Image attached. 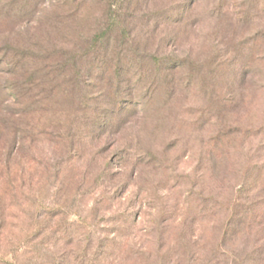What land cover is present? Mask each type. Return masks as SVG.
I'll use <instances>...</instances> for the list:
<instances>
[{
    "label": "rangeland",
    "instance_id": "rangeland-1",
    "mask_svg": "<svg viewBox=\"0 0 264 264\" xmlns=\"http://www.w3.org/2000/svg\"><path fill=\"white\" fill-rule=\"evenodd\" d=\"M58 1L8 0L0 53L20 48L31 55L25 67L43 74L47 48L73 50L103 24L107 0L79 4L76 21ZM134 11L132 38L157 76L151 109L131 94L115 117L120 128L77 135L67 162L44 143L10 136L4 122L14 106H0V264H76L82 249L96 264H264V0H138ZM147 12L159 19H142ZM64 103L67 129L72 104ZM147 150L166 159V174L138 162ZM59 158L60 174L44 172ZM105 161L122 175L90 194L86 185ZM152 185L172 207L157 242ZM114 187L116 195L97 201ZM55 205L61 213L49 212Z\"/></svg>",
    "mask_w": 264,
    "mask_h": 264
},
{
    "label": "trees",
    "instance_id": "trees-1",
    "mask_svg": "<svg viewBox=\"0 0 264 264\" xmlns=\"http://www.w3.org/2000/svg\"><path fill=\"white\" fill-rule=\"evenodd\" d=\"M85 1L61 0V3L58 1L56 6L67 8L69 11L66 13L67 18L76 21L82 18L78 7ZM137 1L107 0L103 24L98 29H94V33L89 38L84 39V44L82 43L81 46L74 44L73 50L47 48L43 57H40L45 62L42 68L43 74L38 69L32 70L25 67L31 55L20 48L9 46L6 54L0 53L3 57L8 56L6 63H3L5 67L2 68L8 80L3 94L5 97L2 98V95L0 97V106L6 101L14 106L9 123L4 122L7 124L10 136L32 145L44 143L55 152L61 151L69 162L77 156L78 142L75 140L77 135L92 138L120 128L122 120H116L115 117L118 113H124L126 99L131 94L139 95L148 104L145 106L147 110L152 108L153 87L157 76H153L152 71H148V67L145 66V57L138 51L131 35ZM7 2L8 0H0V17L6 14V4H9ZM142 16V19L148 17L149 22L159 19V15L155 12H147ZM81 40L83 42V37ZM77 58L82 61L79 66L75 65ZM157 65L161 66V63L157 62ZM69 100L72 104L68 108L69 115H72V124L64 129L63 119L68 111L63 108V105ZM15 116L21 118L19 127L16 128L14 127ZM140 154L138 162L153 164L154 169L159 173L168 172L166 159H158V155H154L149 150L141 151ZM161 155L167 156L165 151ZM62 160V158L47 160L44 172L49 175L50 173L60 174ZM118 174L112 173L110 161L103 162L98 172L86 185L90 188H88L89 193L91 194V190H96L98 186L102 187L105 182H110L122 175ZM193 186L191 183L188 190L189 196L195 193ZM115 188H109L106 194L100 192L97 201L103 202L110 199L109 195H116ZM156 191L157 188L152 185V198L159 203L160 213L154 231L157 242V236L161 238L164 233L162 224L168 219L169 210L172 207ZM193 201H195L194 198ZM202 203L200 200L193 212L197 218L202 213ZM49 212L61 213L62 208L55 205L49 209ZM60 233L64 241L72 238L69 234H64V230ZM95 257L92 250L82 249L76 253L75 262L76 264H96ZM54 261L55 259L52 262Z\"/></svg>",
    "mask_w": 264,
    "mask_h": 264
}]
</instances>
